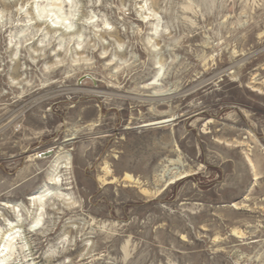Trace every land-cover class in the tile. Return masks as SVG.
Returning a JSON list of instances; mask_svg holds the SVG:
<instances>
[{
    "label": "rangeland",
    "instance_id": "rangeland-1",
    "mask_svg": "<svg viewBox=\"0 0 264 264\" xmlns=\"http://www.w3.org/2000/svg\"><path fill=\"white\" fill-rule=\"evenodd\" d=\"M33 1L0 0L6 264H264V0H77L73 37Z\"/></svg>",
    "mask_w": 264,
    "mask_h": 264
},
{
    "label": "bare ground",
    "instance_id": "bare-ground-1",
    "mask_svg": "<svg viewBox=\"0 0 264 264\" xmlns=\"http://www.w3.org/2000/svg\"><path fill=\"white\" fill-rule=\"evenodd\" d=\"M45 2H47V4H39V3H45ZM32 3H37L38 8L42 7V9H41L42 12H38L37 17H34V22H33L34 24H40V25L47 24V28L49 30H52V32L53 31H55V32L62 31V34H65V35L71 34V37H73L76 34L77 31L72 30L71 27L73 26V20H74V18H72L74 16L73 9L77 7L76 6L77 0H35ZM64 7L68 8L70 10V12L67 16H62L58 12V10H60V11L63 10ZM43 14H46V15H43ZM49 14H51L52 16H55V19L53 20L52 25L48 24V20L46 18H44L46 16H49ZM171 120H173V118H164V119L156 121V122L148 123L147 125H161V124H165L167 122H170ZM247 158H248L249 162L251 163V165L255 169V164L253 163L252 159L249 156ZM67 159L70 160V154L69 153L67 155ZM64 163L65 164H62V162L58 158L56 160L57 168L58 169L69 168L70 163L69 162H64ZM185 175H187L186 172H177V174L174 176V178H171V180L177 179L180 177H184ZM57 177L58 176H55V178H54L55 183H60L61 180L59 177L58 178ZM49 190H50V188H46L43 191V193L47 192ZM45 195L46 194L40 195L39 200L41 202H43V198ZM19 231L20 230L18 229V225L11 224L10 229L1 237L0 248H1V245H3V249H1V251H0V258H1L0 264H6L7 260L12 258V256H14V254H12L14 244L16 243L18 238L21 236L19 234ZM5 252H7V253H5Z\"/></svg>",
    "mask_w": 264,
    "mask_h": 264
},
{
    "label": "water",
    "instance_id": "water-1",
    "mask_svg": "<svg viewBox=\"0 0 264 264\" xmlns=\"http://www.w3.org/2000/svg\"><path fill=\"white\" fill-rule=\"evenodd\" d=\"M168 123V122H167ZM166 124V123H165ZM161 125H163V124H161Z\"/></svg>",
    "mask_w": 264,
    "mask_h": 264
}]
</instances>
